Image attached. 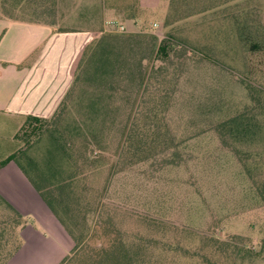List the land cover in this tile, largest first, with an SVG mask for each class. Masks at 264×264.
<instances>
[{
    "label": "rangeland",
    "instance_id": "obj_1",
    "mask_svg": "<svg viewBox=\"0 0 264 264\" xmlns=\"http://www.w3.org/2000/svg\"><path fill=\"white\" fill-rule=\"evenodd\" d=\"M16 1L0 0V17L32 19L38 14L37 19L48 23L60 19L63 29L79 28L84 21L92 39L101 31L114 34L105 21L118 11L130 16L137 5L136 0H77L85 7L77 2L67 15V0ZM33 2L40 10L32 8ZM110 7L117 13L110 14ZM138 7L143 10L139 25L122 22L128 29L122 34L160 40L171 30L164 27L168 8L160 0ZM225 10L182 21L172 32L175 42L195 53L184 46L185 51L166 59L149 54L146 46L136 48L137 60L124 66V75L112 82L114 89L83 79L50 132L18 142L17 154L30 144L22 163L27 166L29 157L42 169L54 138L66 151L67 143L74 146L70 161L77 160L86 186L75 205L80 216L89 217L87 225L76 227L90 231L84 251L101 246L102 239L91 235L102 217L127 241L144 233L162 244L192 250L205 237L229 244L240 236L245 240L234 244L244 249L228 258L208 255L212 263L264 264V0L234 1ZM73 79L72 71L70 86ZM252 93L262 97L253 99ZM92 100L100 104L98 113L90 108ZM241 113L251 116L256 126L243 141L221 129ZM3 138L0 160L12 149ZM87 156L94 161L84 167ZM56 157L53 163L67 176V153ZM151 221L171 232L158 231ZM48 248L36 250L45 257H32L31 264L53 263L55 246L48 243ZM155 255L166 258L158 251ZM173 259L170 255L168 261ZM175 261L203 262L200 257Z\"/></svg>",
    "mask_w": 264,
    "mask_h": 264
},
{
    "label": "trees",
    "instance_id": "obj_2",
    "mask_svg": "<svg viewBox=\"0 0 264 264\" xmlns=\"http://www.w3.org/2000/svg\"><path fill=\"white\" fill-rule=\"evenodd\" d=\"M42 1L45 3L44 0ZM160 1L168 8L164 19V27L171 28L162 39L159 40L157 36L131 33L128 35L117 33L105 34L101 31L85 45L77 57L75 61V63H77L76 67L75 69L72 68L74 78L73 83L61 100L55 113L49 118L29 116L25 125L16 135L15 140L23 142L22 137L25 136L41 138L45 132H50L55 121L60 120L64 116L63 114L68 108L70 97L80 86L83 79L88 78L97 84L106 83V85L108 84V86H110L109 89H114L112 82L117 80L118 77L123 76L125 69L124 66L129 65L136 59L134 58L136 48L146 46L150 50L149 54H156L157 56L165 57L166 59H169L170 55L175 51H179V49L185 51V48H187L189 49L187 51L189 54L195 53V50L193 52L185 45V48H182L184 47L183 44L175 42L172 38V32L176 31L175 28L179 27L183 22L186 24L188 20H191L194 17L196 18V16H203L209 12L218 13L225 9V11H228L227 4L239 0H209L207 5H205V3L208 0ZM20 2L24 3L22 0H17V5H19L18 3ZM199 3H202L201 8L197 9ZM239 3L240 2H237V4ZM28 5L29 4L26 6ZM37 5L38 4L35 2L31 4L32 8L38 11L40 8ZM184 5V8L188 9L186 13L185 9L183 10L182 8ZM179 14L182 16H179ZM37 15L38 14H36V16ZM36 16L33 15L32 19L21 18L15 20L45 22L37 19ZM133 17L135 18L131 13L126 19L130 20L133 19ZM6 18L12 19L8 16ZM49 24L56 25L55 21H52ZM137 25H139L138 22L134 24V26ZM144 59L143 56L140 59V62ZM89 69L91 70L90 74L88 73ZM143 81L144 78L142 76L141 84L144 83ZM251 95L253 99H260L262 97L254 95L253 93ZM99 105L100 104L97 100H92L90 108H92L95 113H98L100 111L97 110ZM255 127L252 117L244 115L243 113L238 114L221 125L223 134L225 133L224 130H229V138L240 141L248 139V135L252 132L254 133ZM52 136L53 134H51V138H53ZM52 142L53 146L49 149L45 160V169H42L39 164L29 157L27 166L22 163L21 157H27L25 150L28 148L26 144L30 145L29 141L25 143V148L21 147L19 149L18 154L15 153L7 160L0 162V168L11 160L19 164L23 172L29 177L37 191L40 193L43 200L71 236L74 248L62 264H177L175 260L181 257H200L203 260L202 264H213L208 255L212 257H223L224 255L228 258L229 254L244 249L240 248V245L236 246V244H234L237 240H245L240 236H234V242L232 241L229 244L220 242L215 238L205 237L202 238V245L196 246L194 250L191 248H178V246H173L171 244H162L161 242L146 237L144 233L136 234L133 237V240L127 241L121 233L112 232L110 230L111 226L101 217V219L97 220L96 226L91 235V238L102 239L101 246H96L91 250L84 251V246L86 244L85 241L89 237L90 231L83 228L76 230V227L87 225L89 217L87 215L80 216L81 211H78L75 205L76 200H74L75 197L80 196L78 193L79 191L85 190L86 186L83 185L85 180L84 172L81 173L76 159L71 158L70 161L71 154L75 152L73 145L67 143L66 151L65 146L60 143L59 138H54ZM58 153H67V165L70 169L69 171L67 170V176H62V174L65 173L62 171L63 167L59 164L53 163V161L56 162V156ZM93 161V158L87 156L84 160V167L91 164ZM0 209V264H5V262L8 261L21 247L19 236L20 229L28 224V220L1 197ZM151 225L158 231L165 233L171 232V229L163 227V223L161 222L153 223L151 221ZM156 251L159 252V257L160 255H166V258L164 260L156 259ZM248 251L249 250H246V252ZM249 253H251V250ZM170 255L173 256L174 259L168 261Z\"/></svg>",
    "mask_w": 264,
    "mask_h": 264
},
{
    "label": "crops",
    "instance_id": "obj_3",
    "mask_svg": "<svg viewBox=\"0 0 264 264\" xmlns=\"http://www.w3.org/2000/svg\"><path fill=\"white\" fill-rule=\"evenodd\" d=\"M151 1L136 0L137 5L131 11L135 18L130 20L125 12L117 13L114 8L110 7L109 13H117L114 19L134 26L143 15L138 5L145 7ZM77 2L85 7L80 5L82 1L67 0V15L69 10L76 9ZM55 23L57 26L0 17V139L7 137L12 148L0 162L17 150L15 137L29 116L49 118L55 113L70 87L73 65L92 39L84 21L76 29L61 28L60 19ZM0 197L27 220H32L21 227V247L5 264H31L32 257H45L36 250L47 251L48 243L55 246L51 252L53 263L44 264H62L73 249V240L13 160L0 168Z\"/></svg>",
    "mask_w": 264,
    "mask_h": 264
},
{
    "label": "built area",
    "instance_id": "obj_4",
    "mask_svg": "<svg viewBox=\"0 0 264 264\" xmlns=\"http://www.w3.org/2000/svg\"><path fill=\"white\" fill-rule=\"evenodd\" d=\"M104 24L106 28H110L111 32L113 33L122 34V33H127L128 31L126 26L117 19L106 20Z\"/></svg>",
    "mask_w": 264,
    "mask_h": 264
}]
</instances>
